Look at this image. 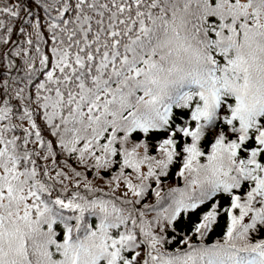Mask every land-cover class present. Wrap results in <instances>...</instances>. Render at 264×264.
<instances>
[{
  "label": "snow or ice",
  "instance_id": "6c2138e0",
  "mask_svg": "<svg viewBox=\"0 0 264 264\" xmlns=\"http://www.w3.org/2000/svg\"><path fill=\"white\" fill-rule=\"evenodd\" d=\"M0 264H264V0H0Z\"/></svg>",
  "mask_w": 264,
  "mask_h": 264
}]
</instances>
